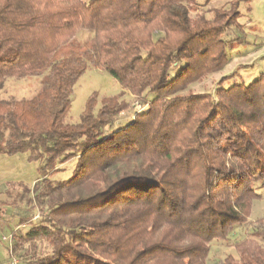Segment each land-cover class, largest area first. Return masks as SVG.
Listing matches in <instances>:
<instances>
[{"label":"trees","instance_id":"16d2710c","mask_svg":"<svg viewBox=\"0 0 264 264\" xmlns=\"http://www.w3.org/2000/svg\"><path fill=\"white\" fill-rule=\"evenodd\" d=\"M213 1L0 0V91L41 78L31 97L0 99V153L38 163L33 185L19 183V264H209L211 244L244 224L223 264H264V217L250 219L264 182V76L190 89L245 38L239 8L251 0L205 9ZM89 66L122 89L100 105L92 95L69 123ZM126 94L146 107L113 128L134 110ZM72 159L71 176L54 179Z\"/></svg>","mask_w":264,"mask_h":264},{"label":"rangeland","instance_id":"374dc122","mask_svg":"<svg viewBox=\"0 0 264 264\" xmlns=\"http://www.w3.org/2000/svg\"><path fill=\"white\" fill-rule=\"evenodd\" d=\"M229 0H214L209 7H220L226 5ZM241 16L239 21L244 24L245 38L243 42H234L228 49L229 62L225 67L202 82L194 83L190 89L194 92L209 91L215 94L218 80L230 73H234V77L227 78L223 85L229 86L235 82H244L246 84L255 80L259 76H264V0L243 1L240 4ZM237 30H233L229 36L235 35ZM238 33V32H237ZM92 31L81 30L77 34V39L81 44L87 43L92 37ZM40 77H31L23 79L10 78L3 90L0 91V99H20L22 97H31L40 88ZM119 82L108 72L89 66L85 74H83L74 86L71 95V107L67 117V122L76 123L80 120V116L85 108L86 101L92 96L97 95L98 105L104 97L117 95L121 91ZM187 91V90H186ZM125 98L133 103L134 110L131 112H123L120 121L113 125L118 128L124 125V122L131 119L133 112H136L137 98L130 94H126ZM140 103V102H139ZM142 104V103H140ZM144 105V104H142ZM146 107V106H145ZM27 154H17L14 156L2 155L4 166L10 172L9 178L13 181H22L28 186H32L38 179L37 171L38 163L29 162ZM76 159H72L62 165L61 170L53 175L54 179H68L75 167ZM13 176V177H12ZM13 178V179H12ZM257 192L262 194V198L254 202L251 221L264 217V182L258 183ZM24 189L18 182L5 183L0 186V208L9 209L7 213L0 218V264H10L13 258L21 260L19 255L10 257L11 247L10 241L3 239L9 237L13 230L17 229L18 218L15 214H20L25 209ZM24 225L21 229H25ZM251 228V225L235 226L231 231L229 238L225 241L216 240L211 244V254L209 264H223L228 255H236L235 242L243 238ZM13 244V243H12ZM27 248V245L25 246ZM24 247V248H25ZM39 251L44 252L46 245L38 244ZM32 249V247H30Z\"/></svg>","mask_w":264,"mask_h":264},{"label":"crops","instance_id":"0c3cea01","mask_svg":"<svg viewBox=\"0 0 264 264\" xmlns=\"http://www.w3.org/2000/svg\"><path fill=\"white\" fill-rule=\"evenodd\" d=\"M0 154H2V153H0ZM22 154H26V153H22ZM2 155H7V154H2ZM8 156H14V155H8ZM2 159H3V157H0V186H3L5 183H10V182H13V183L18 182V184L21 183L22 181H13V180H11V178H9V177H11L10 176L11 174H10L9 170L6 169L7 166H4ZM27 160H28V156H27ZM22 183H24V182H22Z\"/></svg>","mask_w":264,"mask_h":264},{"label":"built area","instance_id":"2783aa9c","mask_svg":"<svg viewBox=\"0 0 264 264\" xmlns=\"http://www.w3.org/2000/svg\"><path fill=\"white\" fill-rule=\"evenodd\" d=\"M135 106H136V112H140L145 109L146 105H142L139 102H136ZM3 239L9 240L10 246H12V236L11 235L9 237L4 236ZM19 263H20L19 259L13 258L10 264H19Z\"/></svg>","mask_w":264,"mask_h":264}]
</instances>
